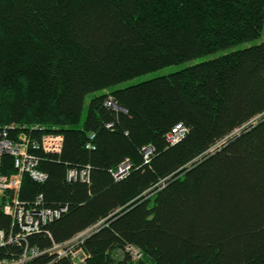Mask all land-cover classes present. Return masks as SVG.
Masks as SVG:
<instances>
[{
  "label": "trees",
  "instance_id": "obj_1",
  "mask_svg": "<svg viewBox=\"0 0 264 264\" xmlns=\"http://www.w3.org/2000/svg\"><path fill=\"white\" fill-rule=\"evenodd\" d=\"M263 30L264 0H0V134L45 175L18 201L59 212L15 240L0 195V263L75 264L53 250L95 226L83 264H264Z\"/></svg>",
  "mask_w": 264,
  "mask_h": 264
},
{
  "label": "built area",
  "instance_id": "obj_2",
  "mask_svg": "<svg viewBox=\"0 0 264 264\" xmlns=\"http://www.w3.org/2000/svg\"><path fill=\"white\" fill-rule=\"evenodd\" d=\"M108 106L119 108L118 105L114 102L113 98H109L106 101ZM186 133V128L182 124H177L172 131L167 135L168 141L171 143H176L179 141ZM0 162L1 157L4 153H9L14 156V166L16 168V173L10 176L0 175V195L6 194L10 190L13 195L10 194L7 203L4 204V212L11 215L15 223L18 225L19 230L15 236V240L21 236L24 237L27 234L37 232L40 228L42 222H46L48 219H52L54 216H58L59 212H54L49 209H26L19 204L18 201V191L20 189L22 175L23 173H29L33 178L43 179L45 177L44 173L37 168L38 160L37 158L29 152L28 145L29 143L16 142L8 138L7 132L4 131L0 134ZM34 148L41 147L47 152H59L63 144V135L59 133H47L41 137L39 142L32 143ZM151 154V149H146V156L148 157ZM131 164L125 160L120 164L119 168L116 171V175L123 176L130 169ZM87 172L81 173V178L86 177ZM71 178H76L77 173L72 171L70 172ZM87 179V177H86ZM95 226L89 228L79 234H77L69 242L61 244L65 249L60 251V254L69 255L80 262H84L86 259V254L81 247V244L84 242L85 238L89 236L91 232L94 231ZM9 241H14L12 236ZM57 247V246H56ZM39 252L36 249H28L23 253L20 260L13 263H0V264H23L30 257L38 255Z\"/></svg>",
  "mask_w": 264,
  "mask_h": 264
},
{
  "label": "rangeland",
  "instance_id": "obj_3",
  "mask_svg": "<svg viewBox=\"0 0 264 264\" xmlns=\"http://www.w3.org/2000/svg\"><path fill=\"white\" fill-rule=\"evenodd\" d=\"M264 41V30H263V33H262V36L260 38H258L257 40H255L254 42H249V43H246L245 45H250L251 43H261ZM244 46V45H243ZM187 64H190V63H187ZM187 64H181V65H172V66H168V67H165L163 69H160L158 71H155V72H151L149 74H146V75H143V76H140L138 78H135L133 80H130V81H126V82H123V83H120L118 84L116 87H125L127 85H130V84H133V83H136L140 80H144V79H149V78H152V77H155V76H158V75H162V74H166V73H169L171 71H174V70H177V69H180L182 68L184 65H187ZM95 94H98V93H95ZM93 96L92 95H89L87 98H86V102H85V106H84V112H83V115L85 117L86 113H87V108H88V104H89V100L91 99V97ZM65 248H63L62 250H64ZM78 264H83V262H80L78 260Z\"/></svg>",
  "mask_w": 264,
  "mask_h": 264
},
{
  "label": "bare ground",
  "instance_id": "obj_4",
  "mask_svg": "<svg viewBox=\"0 0 264 264\" xmlns=\"http://www.w3.org/2000/svg\"><path fill=\"white\" fill-rule=\"evenodd\" d=\"M72 240V239H71ZM69 242V241H68ZM64 247L62 246L61 247V245L60 246H58V247H56L53 251L54 252H56V253H58L59 255H63V254H60V251H62V249H63ZM71 258H72V260H73V262L75 263V264H78L79 262H78V259H76V258H74V257H72V256H70Z\"/></svg>",
  "mask_w": 264,
  "mask_h": 264
}]
</instances>
